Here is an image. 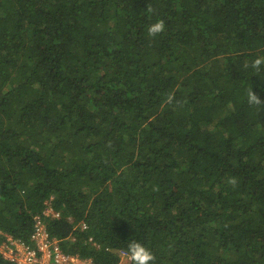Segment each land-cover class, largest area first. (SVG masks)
Listing matches in <instances>:
<instances>
[{"label": "trees", "instance_id": "1", "mask_svg": "<svg viewBox=\"0 0 264 264\" xmlns=\"http://www.w3.org/2000/svg\"><path fill=\"white\" fill-rule=\"evenodd\" d=\"M38 216L95 264H264V0H0V232Z\"/></svg>", "mask_w": 264, "mask_h": 264}, {"label": "built area", "instance_id": "2", "mask_svg": "<svg viewBox=\"0 0 264 264\" xmlns=\"http://www.w3.org/2000/svg\"><path fill=\"white\" fill-rule=\"evenodd\" d=\"M50 210L46 209L45 214ZM31 238L32 244L27 245L7 235L5 242L8 253L2 252V255L17 264H76L75 262H79L76 257L62 252L55 241L50 239L39 218ZM84 264L94 263L85 260Z\"/></svg>", "mask_w": 264, "mask_h": 264}, {"label": "clouds", "instance_id": "3", "mask_svg": "<svg viewBox=\"0 0 264 264\" xmlns=\"http://www.w3.org/2000/svg\"><path fill=\"white\" fill-rule=\"evenodd\" d=\"M164 27H165L164 22L162 20H157V21H155L154 23H151L148 26L147 32H148L149 35L154 36V35L162 32L164 30ZM260 64H261V60L260 59H257V60L254 61V66L258 67ZM247 99H248V103L249 104L262 103L260 101V99L257 97V95L254 94V92L252 90L250 91ZM46 209H51V210L47 214H45ZM46 209L43 210V212H42V214L45 217L51 216L52 218H55V217L59 216V213L56 212V211H54L50 206H47ZM38 217H36V219H35L36 222H37V218ZM39 219L42 221V224H43L46 232L48 233L50 239L54 240L55 243L59 246L58 241L50 235V233L48 231V228L46 226L45 221L41 217H39ZM34 228H35V224H34ZM33 231H34V229H33ZM7 235H10V234H7ZM65 254H67V253H65ZM68 255L70 256L71 254H68ZM125 255H127V258L130 261V264H152V262L154 261V256L152 255V253L145 246H143L141 243H139L137 241H131V242H129V244L127 245V253ZM72 256L76 257L77 260L79 261L78 263L75 262L76 264H84L85 260H90L89 258H81V257H78L76 255H72ZM92 263H94V262H92ZM15 264H17V263H15Z\"/></svg>", "mask_w": 264, "mask_h": 264}, {"label": "rangeland", "instance_id": "4", "mask_svg": "<svg viewBox=\"0 0 264 264\" xmlns=\"http://www.w3.org/2000/svg\"><path fill=\"white\" fill-rule=\"evenodd\" d=\"M6 237H7V234L6 233H2L0 232V252H4V253H8L7 251V247H6ZM126 252L122 253L121 254V262H123L122 264H125L127 263L129 260L127 258V255H125Z\"/></svg>", "mask_w": 264, "mask_h": 264}]
</instances>
